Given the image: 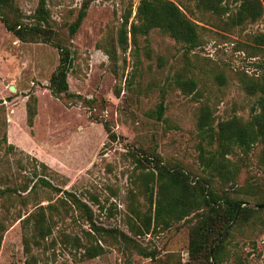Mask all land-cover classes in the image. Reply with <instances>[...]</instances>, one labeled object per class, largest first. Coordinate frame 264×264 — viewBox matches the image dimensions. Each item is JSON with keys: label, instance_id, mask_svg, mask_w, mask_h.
<instances>
[{"label": "rangeland", "instance_id": "1", "mask_svg": "<svg viewBox=\"0 0 264 264\" xmlns=\"http://www.w3.org/2000/svg\"><path fill=\"white\" fill-rule=\"evenodd\" d=\"M171 1L198 25L196 48L187 49L154 29L147 36H137L135 44L129 35L128 47L122 50L117 41L119 26L129 12V22L135 20L139 0H45L58 41L73 51L67 82L69 92L80 96L75 98L56 99L47 88L59 61L57 48L51 43L20 42L0 20V190H12L0 195V264H26L29 258L21 219L34 211L36 202L29 199L24 204L21 187H31L39 178L60 190L43 187L36 197L40 205L54 204L61 213L53 217V233L46 241L55 246L51 264L188 263L190 228L200 212L168 230L137 237L130 231L132 211L149 212V193L154 194L156 186L143 174L151 170L152 154L170 168H181L192 181L209 176L198 157L199 145L206 147L197 128L201 109L208 108L214 125L232 117L246 121L261 112L259 95L247 93L238 78L244 72L246 81H251L264 72V46L253 43L264 34V0L261 17L242 26L229 21L239 0H224L228 9L220 16L199 11L194 0ZM12 3L29 23L39 0ZM83 4H87L86 16L70 37L68 25ZM188 80L196 83L190 92L180 84ZM30 95L37 99L32 128L27 126L25 111ZM160 103L163 114L158 119L154 112ZM104 127L115 139L108 138ZM260 150L255 145L245 156L235 149L228 157L240 168L235 183L213 178V190L252 206L255 196L264 200ZM66 193L92 210L99 233L77 211L69 209L64 215L62 209L71 199ZM263 220L264 214H259L234 222L221 264H264ZM119 233L130 240L124 241ZM64 234L78 237L84 246L98 244L103 253L78 260L83 249L66 250L60 243ZM133 242L140 247L134 248ZM32 254L45 258L36 248ZM209 263L215 264L212 259Z\"/></svg>", "mask_w": 264, "mask_h": 264}, {"label": "trees", "instance_id": "2", "mask_svg": "<svg viewBox=\"0 0 264 264\" xmlns=\"http://www.w3.org/2000/svg\"><path fill=\"white\" fill-rule=\"evenodd\" d=\"M196 8L201 12H208L217 16L227 13V5L224 0H194ZM87 4H83L77 18L68 25V33L73 36L84 17L86 16ZM263 14L261 0H239L236 13L229 18L231 25L242 26L246 21L255 22ZM131 12L123 19L117 33V41L122 50L128 47V36L132 42L136 43L137 36H147L151 30L158 29L167 34L176 42L183 44L187 49H194L199 46L200 33L198 25L187 17L185 9L180 4L171 0H139L135 20L129 22ZM23 16L19 10L14 7L12 0H0V20L4 28L10 32L20 42L28 43H51L59 52V61L52 72L48 81V90L56 99L80 97L71 94L67 82V75L72 68L73 51L66 44L58 41L57 33L51 28L49 23V14L46 8L45 0H39L38 7L29 23L23 21ZM25 20V19H24ZM256 46H264V34L256 36L253 40ZM264 67V66H263ZM246 73L238 78L242 88L249 94L259 95V107L261 112L252 114L250 119L243 121L241 118L232 117L228 120L218 122L214 125V119L207 107L200 110L197 118V128L202 140H206V147L199 145V160L209 176L202 180L192 181L187 173L179 167L170 168L162 164L156 154L150 157L151 170L143 177L147 181L155 183L156 191L149 193V212L141 213L133 210L134 223L130 231L135 236H144L155 230H168L174 223L186 220L192 214H199L198 220L190 228L189 244L187 253L189 260L187 264H211L212 259L215 264H221V255L225 249L224 242L229 233L223 235L217 242L216 240L223 234L231 224L237 206L246 203L245 200L230 199L227 196L219 195L210 185L213 178L228 184L235 183L239 173V165L229 160V155L233 154L235 149L243 155H247L255 145H260L259 162L264 172V72L260 76L253 77L246 81ZM181 86L188 91L196 87L192 80L180 82ZM37 99L30 95L26 102V123L29 128L33 127V121L37 114ZM155 115L161 119L163 114L162 103L155 110ZM109 139H115V134L110 129L104 127ZM9 149H13L9 145ZM43 169L47 166L39 162ZM29 187L25 184L21 187L22 200L24 204L29 199L34 202V211L28 213L21 219L24 230L23 243L24 251L29 258L26 264H51L54 260L55 252L53 241H46L53 233L55 222L53 217H60L61 213L54 204L46 206L38 202V193L43 187H48L53 191L60 190L52 186L48 180L39 178L32 182ZM12 192L10 188L0 190V195L6 192ZM70 204L66 200L62 211L65 216L69 209L77 211L78 217L84 219L90 229L99 233L100 228L95 226L92 210L80 201L74 195L66 193ZM9 196V195H6ZM254 206H264L263 198L255 196L253 198ZM152 206L154 210L152 211ZM264 214V208L253 209L248 206L240 208L235 223H242L253 216ZM136 221L139 222L136 223ZM264 226V220H263ZM2 229L3 226L0 225ZM231 229V228H230ZM229 229V230H230ZM90 235V234H87ZM120 238L129 241L130 238L125 234L119 233ZM60 243L65 249H79L83 252L78 260L93 259L103 253V248L98 245L84 246L76 236L63 235ZM134 248L140 246L133 242ZM41 250L43 259L37 258L32 254V249ZM50 252L47 255V252ZM210 252L212 255L210 256ZM144 257H153V253L140 252Z\"/></svg>", "mask_w": 264, "mask_h": 264}, {"label": "water", "instance_id": "3", "mask_svg": "<svg viewBox=\"0 0 264 264\" xmlns=\"http://www.w3.org/2000/svg\"><path fill=\"white\" fill-rule=\"evenodd\" d=\"M10 90H14V87H10ZM243 206H248L250 208H253V209H260V208H264V206H252L250 203L246 202V203H241L239 206H237V209H236V212H235V216L231 222V224L229 225V227L227 228V230H225L223 232V234L216 240V242L223 236L225 235L229 229L231 228V226L234 224V222L236 221V218H237V215H238V212L240 210V208H242ZM212 255V252H210V256Z\"/></svg>", "mask_w": 264, "mask_h": 264}]
</instances>
